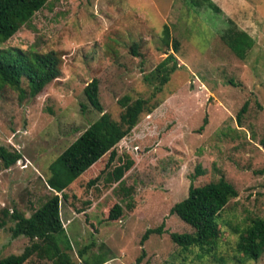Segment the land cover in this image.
Masks as SVG:
<instances>
[{"label":"rangeland","instance_id":"rangeland-1","mask_svg":"<svg viewBox=\"0 0 264 264\" xmlns=\"http://www.w3.org/2000/svg\"><path fill=\"white\" fill-rule=\"evenodd\" d=\"M210 1L219 13L187 0H49L0 45L25 54L53 51L61 59L60 76L33 98L0 89V147L20 155L7 169L0 161V258L18 255L28 244L10 236L13 223L2 210L28 217L50 196L47 166L99 117L82 93L96 79L99 102L113 120L123 111L124 98L143 99L154 109L140 115L116 146L120 161L127 156L133 162L121 182H105L120 163L102 170L105 156L61 200L71 259L78 263L76 251L92 244L84 256L102 255L104 264H264V252L244 263L234 252V230L264 218V0ZM227 21L253 41L243 60L220 39ZM173 41L177 68L154 93L157 82L145 83L143 77L173 53ZM197 167L203 174L195 177ZM219 178L237 193L217 219L221 238L208 255L184 252L169 234L192 229L169 209L186 197L190 183ZM113 204L120 206L121 217L110 221ZM161 223L162 233L139 245L143 232Z\"/></svg>","mask_w":264,"mask_h":264},{"label":"trees","instance_id":"trees-1","mask_svg":"<svg viewBox=\"0 0 264 264\" xmlns=\"http://www.w3.org/2000/svg\"><path fill=\"white\" fill-rule=\"evenodd\" d=\"M49 0H0V45L10 39L22 26L26 25L33 15L44 8ZM194 7L206 6L214 13L219 9L210 0H187ZM227 28L220 35L221 41L232 54L243 60L246 52L251 48L253 41L244 31L238 30L231 21H227ZM169 32L167 26L162 27V42L168 45ZM135 54L134 47H131ZM173 53H169L161 60L148 75L143 77L145 83L157 82L154 93L168 81L169 75L177 68L176 41L172 42ZM61 59L53 51L43 54H25L20 50L0 49V89L7 86L18 92L19 97L27 95L35 97L44 86L60 76ZM22 82L25 89L21 88ZM88 105L95 110L99 117L92 122L72 143H70L47 166L48 177L45 185L50 196L38 205L28 217L22 212L2 210L4 217L13 223L9 228L12 238L24 237L28 244L18 255H7L0 258V264H24L33 259L37 264H104L107 260L102 255L85 257V252L92 244L85 245L76 251L78 263L71 259V247L65 235L60 219V202L67 199L66 191L72 185L82 180L85 174L92 175L94 167L105 156L103 169H108L115 161H120L117 155V144L126 137L138 123L139 116L149 114L153 108H147L143 99L137 98L128 103L124 98L121 105L123 111L118 120H113L103 111L98 99V82L91 79L82 89ZM246 109L244 103L236 114V120ZM205 123V119L203 120ZM19 153H8L0 147V161L4 169L13 165ZM133 162L127 156L123 161L113 166L105 176L107 184L121 182L124 174L131 168ZM195 177L202 175L197 167ZM87 178V179H88ZM98 176L90 179L87 185H92ZM237 193L233 186L222 178L201 186L188 185L186 197L175 203L169 209V214L176 216L181 222L188 225L192 232L177 234L170 233V241L182 251L198 250V257L210 254L221 238L222 232L218 227L217 219L230 200L236 198ZM121 217V208L113 204L108 210L107 220L115 221ZM3 225L1 222L0 226ZM163 223L158 227L146 229L140 237L139 245L150 235H160ZM236 240L234 252L239 256L238 262H255L264 252V218H253L248 223L234 230ZM141 255L136 258L139 262Z\"/></svg>","mask_w":264,"mask_h":264}]
</instances>
